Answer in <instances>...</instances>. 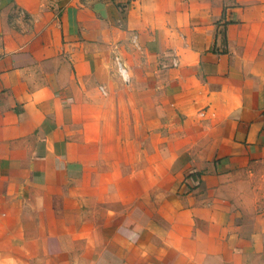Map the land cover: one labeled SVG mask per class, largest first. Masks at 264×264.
Returning a JSON list of instances; mask_svg holds the SVG:
<instances>
[{
    "label": "crops",
    "instance_id": "0c3cea01",
    "mask_svg": "<svg viewBox=\"0 0 264 264\" xmlns=\"http://www.w3.org/2000/svg\"><path fill=\"white\" fill-rule=\"evenodd\" d=\"M4 248L264 264V0H0Z\"/></svg>",
    "mask_w": 264,
    "mask_h": 264
},
{
    "label": "rangeland",
    "instance_id": "374dc122",
    "mask_svg": "<svg viewBox=\"0 0 264 264\" xmlns=\"http://www.w3.org/2000/svg\"><path fill=\"white\" fill-rule=\"evenodd\" d=\"M4 241H7V239H2V241L1 242H4ZM11 251H9L8 249H1L0 250V254L1 255H4V256H7V255H9V253H10ZM4 259V258H3ZM2 264H6L5 262H4V260H3V263ZM8 264H12V263H8Z\"/></svg>",
    "mask_w": 264,
    "mask_h": 264
},
{
    "label": "built area",
    "instance_id": "2783aa9c",
    "mask_svg": "<svg viewBox=\"0 0 264 264\" xmlns=\"http://www.w3.org/2000/svg\"><path fill=\"white\" fill-rule=\"evenodd\" d=\"M172 64H173V65H176L175 59H172ZM120 70H121V69H120ZM120 73H121V75H122L124 78H126L123 70H121Z\"/></svg>",
    "mask_w": 264,
    "mask_h": 264
}]
</instances>
